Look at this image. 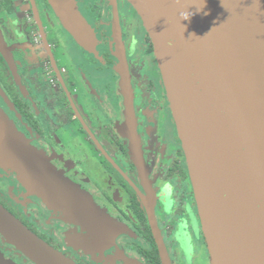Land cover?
I'll return each mask as SVG.
<instances>
[{
    "label": "flooded vegetation",
    "instance_id": "af4514ba",
    "mask_svg": "<svg viewBox=\"0 0 264 264\" xmlns=\"http://www.w3.org/2000/svg\"><path fill=\"white\" fill-rule=\"evenodd\" d=\"M74 1L94 35L91 51L62 28L48 0H0V111L118 229L75 244L80 228L1 168L0 207L73 264H210L148 35L123 0H114L117 19L125 9L141 27L127 17L133 26L116 28L119 41L113 0ZM0 257L33 264L1 237Z\"/></svg>",
    "mask_w": 264,
    "mask_h": 264
},
{
    "label": "water",
    "instance_id": "95a60500",
    "mask_svg": "<svg viewBox=\"0 0 264 264\" xmlns=\"http://www.w3.org/2000/svg\"><path fill=\"white\" fill-rule=\"evenodd\" d=\"M123 1L152 44L210 264H264V0ZM48 2L62 28L91 51L94 35L75 1ZM112 5L118 28L114 0ZM0 168L80 228L85 236L73 234L75 244L118 229L1 111ZM0 237L33 264H73L1 207ZM0 264L11 263L0 257Z\"/></svg>",
    "mask_w": 264,
    "mask_h": 264
},
{
    "label": "rangeland",
    "instance_id": "374dc122",
    "mask_svg": "<svg viewBox=\"0 0 264 264\" xmlns=\"http://www.w3.org/2000/svg\"><path fill=\"white\" fill-rule=\"evenodd\" d=\"M92 4V3H91ZM93 6H89V9L87 11H85L84 13L88 16H90L91 14L90 13H93L94 14V10L92 8ZM123 11V10H122ZM127 17L130 18L132 17V20L134 21V24H135V28H140V24L134 20V16H132V14H130V11H127L124 9V13L119 17V20H118V28H131L133 25L132 21L130 23H128L127 21ZM131 20V19H130ZM121 21V22H120ZM112 22H113V19H112ZM120 23V24H119ZM129 26V27H128ZM115 32H116V35H117V38H118V41H119V29H116L115 28ZM201 237H200V240H199V243L201 242ZM204 255V253H202ZM205 257V255H204Z\"/></svg>",
    "mask_w": 264,
    "mask_h": 264
},
{
    "label": "bare ground",
    "instance_id": "6f19581e",
    "mask_svg": "<svg viewBox=\"0 0 264 264\" xmlns=\"http://www.w3.org/2000/svg\"><path fill=\"white\" fill-rule=\"evenodd\" d=\"M120 50V49H119ZM122 50V49H121Z\"/></svg>",
    "mask_w": 264,
    "mask_h": 264
}]
</instances>
